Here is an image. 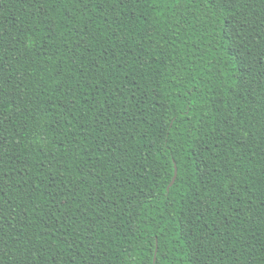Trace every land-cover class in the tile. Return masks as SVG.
<instances>
[{"label":"trees","instance_id":"1","mask_svg":"<svg viewBox=\"0 0 264 264\" xmlns=\"http://www.w3.org/2000/svg\"><path fill=\"white\" fill-rule=\"evenodd\" d=\"M0 264H264V0H0Z\"/></svg>","mask_w":264,"mask_h":264},{"label":"water","instance_id":"2","mask_svg":"<svg viewBox=\"0 0 264 264\" xmlns=\"http://www.w3.org/2000/svg\"><path fill=\"white\" fill-rule=\"evenodd\" d=\"M175 177H176V171H175V173H174V177H173L171 183L169 184V187L172 186V184L174 183Z\"/></svg>","mask_w":264,"mask_h":264}]
</instances>
